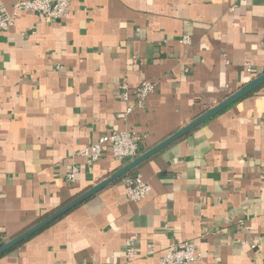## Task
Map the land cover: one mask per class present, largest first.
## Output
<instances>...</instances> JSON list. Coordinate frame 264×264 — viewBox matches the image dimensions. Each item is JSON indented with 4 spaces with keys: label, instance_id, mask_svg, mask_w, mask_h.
Masks as SVG:
<instances>
[{
    "label": "crops",
    "instance_id": "1",
    "mask_svg": "<svg viewBox=\"0 0 264 264\" xmlns=\"http://www.w3.org/2000/svg\"><path fill=\"white\" fill-rule=\"evenodd\" d=\"M13 2L0 0L8 9ZM263 30L264 0H73L57 21L20 11L0 32L1 243L132 160L107 146L91 163L78 154L84 146L134 130L141 154L264 73ZM145 79L157 87L142 106L121 99L123 80L133 90ZM135 174L151 186L140 202L125 186ZM177 241L201 250L190 264L264 260V83L10 248L0 264H158Z\"/></svg>",
    "mask_w": 264,
    "mask_h": 264
},
{
    "label": "built area",
    "instance_id": "2",
    "mask_svg": "<svg viewBox=\"0 0 264 264\" xmlns=\"http://www.w3.org/2000/svg\"><path fill=\"white\" fill-rule=\"evenodd\" d=\"M73 0H14L11 9L0 3V32L8 30L14 26L16 17L20 11H29L43 16L48 21H57L65 18L68 14ZM264 37V30H263ZM183 44L190 43V36L183 35L180 38ZM244 67L247 72H252V66L245 62ZM157 82L145 79L131 90L129 84L123 80L120 83V97L125 102H132L137 106H142L149 94L155 91ZM133 105L128 104L126 112H130ZM141 136L134 130H114L108 134L100 136L97 140L89 143L78 151V154L96 162L102 156L105 147H109L116 158L134 159L139 154ZM78 172L76 166H72L66 177L70 183L75 182ZM125 186L129 198L134 202H140L150 193L151 186L142 178L141 174L127 175ZM3 240V233L0 228V243ZM135 236L128 237L127 257L133 258L136 254L134 246ZM254 247V246H253ZM202 258V252L195 242L177 241L168 245L164 255L158 264H190ZM264 264V260L260 262Z\"/></svg>",
    "mask_w": 264,
    "mask_h": 264
},
{
    "label": "water",
    "instance_id": "3",
    "mask_svg": "<svg viewBox=\"0 0 264 264\" xmlns=\"http://www.w3.org/2000/svg\"><path fill=\"white\" fill-rule=\"evenodd\" d=\"M264 83V73L256 76L252 80H250L247 84H245L243 87H241L236 92L229 95L227 98L210 108L208 111L200 115L198 118L194 119L190 123L186 124L183 128L175 132L170 137L166 138L162 142L158 143L154 147L150 148L149 150L139 154L136 158L130 160L127 164H125L123 167H121L119 170L111 174L109 177L101 180L100 182L96 183L92 187H90L85 192L79 194L71 201L67 202L48 216L44 217L42 220L31 226L30 228L26 229L22 233L18 234L17 236L5 241L4 243L0 244V255L8 251L10 248L15 246L16 244L20 243L22 240L27 238L28 236L32 235L33 233L37 232L53 220L57 219L58 217L62 216L66 212H68L73 207L77 206L90 196H92L97 191L101 190L104 186L111 183L112 181L122 177L123 175L130 172L133 168H135L137 165H139L141 162L149 158L154 153L158 152L165 146H167L169 143L173 142L174 140L178 139L179 137L183 136L187 132H189L191 129L195 128L196 126L202 124L203 122L207 121L212 116L216 115L229 105L233 104L234 102L238 101L248 93L252 92L254 89H256L258 86L262 85Z\"/></svg>",
    "mask_w": 264,
    "mask_h": 264
},
{
    "label": "trees",
    "instance_id": "4",
    "mask_svg": "<svg viewBox=\"0 0 264 264\" xmlns=\"http://www.w3.org/2000/svg\"><path fill=\"white\" fill-rule=\"evenodd\" d=\"M9 251V250H8ZM7 252V251H6ZM4 254V253H3ZM2 255V254H1Z\"/></svg>",
    "mask_w": 264,
    "mask_h": 264
}]
</instances>
